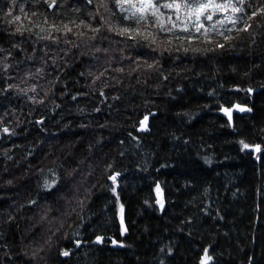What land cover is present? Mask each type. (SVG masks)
Masks as SVG:
<instances>
[{
  "label": "trees",
  "instance_id": "trees-1",
  "mask_svg": "<svg viewBox=\"0 0 264 264\" xmlns=\"http://www.w3.org/2000/svg\"><path fill=\"white\" fill-rule=\"evenodd\" d=\"M97 2L0 0V264H264V20L157 47Z\"/></svg>",
  "mask_w": 264,
  "mask_h": 264
},
{
  "label": "snow or ice",
  "instance_id": "snow-or-ice-1",
  "mask_svg": "<svg viewBox=\"0 0 264 264\" xmlns=\"http://www.w3.org/2000/svg\"><path fill=\"white\" fill-rule=\"evenodd\" d=\"M15 2L16 0H13V3ZM45 2H47V0H45ZM108 2L109 0H98L95 4L97 15H100L101 8L106 12L110 11ZM87 3L93 4L94 0H87ZM114 3L119 8V11L123 13L122 19L129 23L121 24L117 22L112 24L103 15H100V27H92L91 25H86V27L94 33H99L101 27L107 26L109 31L115 32L117 35L127 40H132L136 43L145 41L149 45H156L157 47H159L158 32L170 33L172 36H176L177 32L187 33L188 35L186 37L176 36V39L187 40L189 43L198 38V36H203L207 43H213V34H215L216 36L222 37L225 43H227L234 39L231 35L233 31L237 34L240 32H249L253 27V24L249 23L250 21L259 25L260 22L264 20V0H114ZM55 5L56 0H51L49 8ZM19 12L24 13L25 16L28 15L24 7H20ZM114 14L115 13H113V15ZM7 15L12 17L11 22L21 20L19 15L13 16L12 11H9ZM32 15L35 16L36 13L33 12ZM257 17L260 19L257 20ZM229 24L231 27H226V25ZM52 27L54 30L59 31L54 25ZM64 27L68 32L72 31L68 25H64ZM40 31L43 32L45 30L41 28ZM16 32H20V29L17 28ZM80 35L82 36L84 33H80ZM41 38L50 39L52 37L49 34ZM172 42L171 38L167 40L169 44ZM216 46L223 48L225 44L217 42ZM97 51H100V49H97ZM149 67H151V65H149ZM7 68L8 65H4V70H7ZM119 70L123 71V69ZM37 71L39 72L40 70L38 69ZM34 90L35 89H33V91ZM73 99H75V97H73ZM236 107L240 111L251 110L238 105ZM222 110L228 116L229 120H231L232 109L224 108ZM147 119L148 117L145 116L144 119L140 121L141 129L145 127ZM2 131L4 133H9V128L4 127ZM241 144L243 149L253 147L243 141H241ZM254 151L259 153L261 151V146L255 145ZM110 178L113 181L116 180L115 176ZM157 191H159V187H157ZM157 203L161 202L158 200ZM161 207H163L162 203ZM122 212L123 207L121 206V213ZM121 225H123L122 216ZM123 231H126V229H123ZM96 239L97 242L102 241V237H97ZM76 243L77 247H79L80 242L77 241ZM112 243L116 244L117 242L113 240ZM62 254L68 256L69 252L64 251ZM211 260L212 257L208 254V249H205L200 264H209Z\"/></svg>",
  "mask_w": 264,
  "mask_h": 264
},
{
  "label": "water",
  "instance_id": "water-1",
  "mask_svg": "<svg viewBox=\"0 0 264 264\" xmlns=\"http://www.w3.org/2000/svg\"><path fill=\"white\" fill-rule=\"evenodd\" d=\"M224 108L232 109V111H231V120H229L228 116L224 113L223 110H221V113H222L225 117H227L228 120L230 121V123L232 124V123H233V119H234V114H235V111L237 110V108H236V107H228V106H225V107H223L222 109H224ZM139 128H140V130H145V129H147V121L145 122V127H144L143 129H141V125H140Z\"/></svg>",
  "mask_w": 264,
  "mask_h": 264
}]
</instances>
